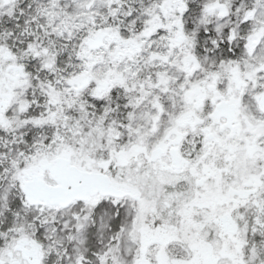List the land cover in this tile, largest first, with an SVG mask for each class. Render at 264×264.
Listing matches in <instances>:
<instances>
[{
  "label": "snow or ice",
  "instance_id": "1",
  "mask_svg": "<svg viewBox=\"0 0 264 264\" xmlns=\"http://www.w3.org/2000/svg\"><path fill=\"white\" fill-rule=\"evenodd\" d=\"M0 264H264V0H0Z\"/></svg>",
  "mask_w": 264,
  "mask_h": 264
}]
</instances>
